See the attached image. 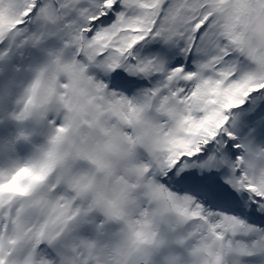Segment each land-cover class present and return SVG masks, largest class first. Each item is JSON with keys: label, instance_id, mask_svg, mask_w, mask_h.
Here are the masks:
<instances>
[{"label": "snow or ice", "instance_id": "6c2138e0", "mask_svg": "<svg viewBox=\"0 0 264 264\" xmlns=\"http://www.w3.org/2000/svg\"><path fill=\"white\" fill-rule=\"evenodd\" d=\"M0 264H264V0H0Z\"/></svg>", "mask_w": 264, "mask_h": 264}]
</instances>
